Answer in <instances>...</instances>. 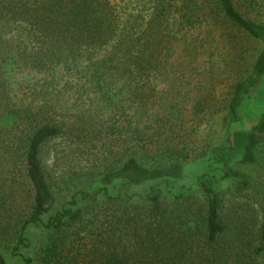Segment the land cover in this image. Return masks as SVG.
<instances>
[{
  "label": "trees",
  "instance_id": "16d2710c",
  "mask_svg": "<svg viewBox=\"0 0 264 264\" xmlns=\"http://www.w3.org/2000/svg\"><path fill=\"white\" fill-rule=\"evenodd\" d=\"M250 3L0 0V161H20L27 186L13 260L264 264V218L228 219L222 191L264 198V114L238 128L264 77V22L246 16ZM215 64L234 76L226 97L195 98L187 116L193 89L183 94V83ZM216 106L225 135L198 145L189 130L209 125ZM58 141L70 151L60 182L44 163ZM188 165L199 174L179 186Z\"/></svg>",
  "mask_w": 264,
  "mask_h": 264
},
{
  "label": "rangeland",
  "instance_id": "374dc122",
  "mask_svg": "<svg viewBox=\"0 0 264 264\" xmlns=\"http://www.w3.org/2000/svg\"><path fill=\"white\" fill-rule=\"evenodd\" d=\"M247 3L250 1L246 0ZM252 1V0H251ZM255 4L250 3L243 11L246 16L253 20L264 22V0H255ZM241 7V2L239 3ZM250 49V48H249ZM222 56V55H220ZM220 58L215 57V61ZM204 70V69H202ZM26 75V74H25ZM24 80L32 79V76H25ZM236 75V74H234ZM27 77V78H25ZM232 78V79H231ZM34 82H28L33 85L36 80H40V76L34 79ZM234 81V76L230 69L223 68L222 65L215 64L214 67L206 73L203 80L196 81L195 84L187 86L183 83V94L191 90L192 99L189 102L184 103L183 112L188 116L195 111L192 110L193 101L195 98L209 95L212 97V101H215L216 105L221 103L228 93V86ZM195 87V88H194ZM25 90V89H24ZM23 93H19L22 96ZM23 98V97H22ZM27 101H31L28 98ZM218 103V104H217ZM264 114V77L261 79L256 90L247 98L244 103V115L245 122L238 126L240 129L247 128L256 122V119ZM194 116V115H193ZM225 112L220 111L216 106L215 118L208 125L205 122L200 123L198 128H190L189 132L191 137L196 141L198 145H210L220 143L226 132V122L224 120ZM195 120V119H194ZM4 125V124H3ZM6 126V125H5ZM66 143L62 141L56 142L55 145L45 148L44 163L46 169L50 172L54 178V181L61 180L66 172V163L69 161L68 150ZM11 160L2 159L0 161V187L2 189L0 198L7 199L5 191H7L11 201L0 202V240L2 243L3 254L8 264H20V262L13 260L11 248L13 246V235L18 223L19 205L21 206L22 200H24L26 186V178L21 162L14 165ZM199 171L196 166L188 165L186 167V178L180 185L189 186L196 180ZM7 184L11 188L7 187ZM14 184V185H13ZM18 190V191H17ZM224 194V205L226 207V213L228 219L232 217L240 222H246L251 226L260 225L264 218V198L260 189H244L242 186H236L234 184H225L222 187ZM5 194V195H4ZM15 199V204L13 201ZM64 199L60 198V201ZM11 202V205H10ZM35 232V231H33ZM33 243L36 245L39 241V234L36 232L32 237Z\"/></svg>",
  "mask_w": 264,
  "mask_h": 264
}]
</instances>
